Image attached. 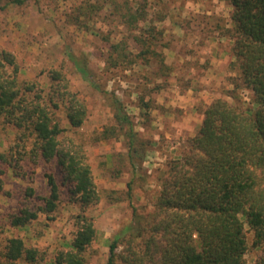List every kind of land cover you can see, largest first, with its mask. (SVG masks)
<instances>
[{
  "label": "rangeland",
  "instance_id": "rangeland-1",
  "mask_svg": "<svg viewBox=\"0 0 264 264\" xmlns=\"http://www.w3.org/2000/svg\"><path fill=\"white\" fill-rule=\"evenodd\" d=\"M232 10L228 0H27L22 5L0 0V51L14 55L21 86L33 83L43 96L64 129L61 146L82 150L99 198L82 207L62 183L55 161L46 163L35 154V135L0 123V254L9 238L18 237L38 250L33 264H54L57 253L69 249L76 216L84 214L96 229L84 252L86 264H107L114 237L152 214L169 164L187 152L206 107L224 99L255 111L253 93L231 65ZM136 13L141 16L135 20ZM213 43V56L233 59L215 67L208 84L201 78L210 77V61L199 63L196 56ZM185 54L194 57L181 61ZM75 63L87 69V77ZM54 72L61 79H53ZM208 86L213 96L199 94L194 103L189 98L161 103L171 100L164 93H201ZM55 90L65 92L64 101ZM70 96L86 108L78 128L66 118ZM46 174L59 186L56 208L48 215L40 211L49 198ZM21 208L37 211V219L13 228L8 216ZM245 230V260L254 264L264 252L252 246L253 233ZM123 251L120 245L117 252Z\"/></svg>",
  "mask_w": 264,
  "mask_h": 264
},
{
  "label": "trees",
  "instance_id": "trees-1",
  "mask_svg": "<svg viewBox=\"0 0 264 264\" xmlns=\"http://www.w3.org/2000/svg\"><path fill=\"white\" fill-rule=\"evenodd\" d=\"M26 1L10 0L17 5ZM228 1L233 9L230 37L235 60L231 65L237 68L243 87L253 93L256 109L242 110L224 99L206 107L187 152L169 164L152 214L114 237L107 264H247L245 226L253 233L252 246L264 252V0ZM139 15L132 17L136 20ZM75 65L87 77V69ZM17 74L14 55L0 51V123L35 135V154L46 163L55 161L71 197L82 207L97 203L92 171L82 150L61 146L64 129L35 84L21 86ZM53 79H61L58 72ZM55 93L65 100V92ZM67 99L66 118L70 127L78 128L86 108L72 96ZM117 116L126 121L119 111ZM46 178L49 198L40 211L48 215L56 208L59 186L51 174ZM37 216V211L21 208L9 214L8 223L21 228ZM76 227L69 249L59 251L54 264H86L84 252L96 229L84 214L76 216ZM120 245L124 251L118 253ZM38 254L21 238H9L0 264H33ZM254 264H264V254Z\"/></svg>",
  "mask_w": 264,
  "mask_h": 264
},
{
  "label": "crops",
  "instance_id": "crops-1",
  "mask_svg": "<svg viewBox=\"0 0 264 264\" xmlns=\"http://www.w3.org/2000/svg\"><path fill=\"white\" fill-rule=\"evenodd\" d=\"M210 48L211 49L215 48L214 47V43L210 44L209 47L206 48V49H209V50H205L203 55L198 54V56H196V60L199 63H205L206 61H210L211 67H210V69L207 70V74L208 73L211 74L210 77L208 78L207 76H203L201 78V81L203 83H208V84H210L211 79H213L215 77V75H213V73L216 74L215 73L216 68L217 67L220 68V67L224 66L227 62L232 61V59H233L232 57L223 56L222 54H219L218 56H213L214 51L212 52V50ZM193 57L194 56L185 54L183 56H180L179 59H181V61L182 60L186 61V60L192 59ZM220 73H221V71H219V74ZM206 88H208V89L207 90H202L201 93H199V90L198 91H196V90H187L186 95H183L181 92H179L177 90H173L170 93L167 92L168 94L164 93V96H167V97L171 98V100L168 101V102L163 101L161 103H169L171 105L172 104L176 105L178 103L177 102L178 99L180 101H186L187 98H189V100L192 101V103H194V101L197 100L200 97V95H202V94L207 93V95L210 94V96L211 95L213 96V91H212L213 87L212 86H210V87L208 86ZM206 103H209V102L206 101Z\"/></svg>",
  "mask_w": 264,
  "mask_h": 264
}]
</instances>
